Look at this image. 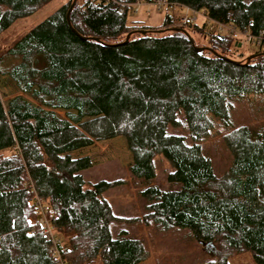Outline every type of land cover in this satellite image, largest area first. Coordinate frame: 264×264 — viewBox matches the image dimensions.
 Segmentation results:
<instances>
[{
	"label": "trees",
	"instance_id": "16d2710c",
	"mask_svg": "<svg viewBox=\"0 0 264 264\" xmlns=\"http://www.w3.org/2000/svg\"><path fill=\"white\" fill-rule=\"evenodd\" d=\"M50 1L0 0V35ZM71 1L0 54V77L19 94L0 97V264H59L31 224L34 198L48 207L62 264H144L151 253L154 264L243 254L264 264V51L234 61L229 32L208 31L264 41V0H165L202 24L165 15L155 28L126 22L135 3L155 0H84L69 11L73 32ZM115 138L140 208L129 218L103 197L118 182L86 181L90 159L71 156ZM156 156L166 188L153 183ZM166 244L186 250L173 256Z\"/></svg>",
	"mask_w": 264,
	"mask_h": 264
},
{
	"label": "rangeland",
	"instance_id": "374dc122",
	"mask_svg": "<svg viewBox=\"0 0 264 264\" xmlns=\"http://www.w3.org/2000/svg\"><path fill=\"white\" fill-rule=\"evenodd\" d=\"M67 0H52L42 8L37 10L31 16L19 19L15 21L7 30H5L0 35V54L4 52L16 39L29 31L32 27L42 21L46 16L53 12L57 7L65 3ZM84 0H76L77 4H81ZM138 8V13L134 14L133 9L128 10L126 14V22H137L146 19L148 27L155 28L162 25L165 18V12L157 11L152 8L148 14L143 12V9ZM156 10V11H154ZM169 15L173 12L169 11ZM199 17V16H197ZM149 20V21H148ZM152 21H157L158 26L153 24ZM203 21V19H202ZM182 26V25H180ZM168 29L170 27H167ZM191 36V38L196 43H201L202 39L199 35L192 33L188 28L184 27ZM171 31H166L162 34H169ZM160 34V35H162ZM237 54L233 56L234 61H246L248 56L253 55L257 49L252 46L246 45L243 49H236ZM19 95L13 90L10 83L5 77H0V97L2 102L7 99ZM59 117H62L61 112H56ZM73 158L87 156L91 162V168L89 171L85 172L84 179L88 182H95L97 180L106 181H117L118 183L114 185L111 190L104 194V199H106L114 213L118 216H123L129 218L130 216L137 215L139 213V205L136 199V186L126 172V166L130 163V155L126 150L125 142L122 138H115L109 141L97 142L89 146L88 148L82 149L76 153H72ZM217 158V157H216ZM155 165V179L153 181L154 185L160 188H166L164 181L165 172L167 171V164L162 158L156 156L154 158ZM219 166H214L215 170L220 171ZM142 234L145 236L147 231L142 228ZM170 239H176L171 237ZM169 239V240H170ZM184 244V243H183ZM168 253L176 256L178 253H182L183 248L186 250L185 245L181 244H166ZM150 247V246H149ZM151 248V247H150ZM166 249V248H165ZM190 252L193 249L189 248ZM155 254L151 253L149 259L144 264H154ZM163 257L164 255H160ZM168 260L166 262H175L170 256H166ZM164 258V257H163ZM230 264H251L248 255L243 254L230 261Z\"/></svg>",
	"mask_w": 264,
	"mask_h": 264
},
{
	"label": "built area",
	"instance_id": "2783aa9c",
	"mask_svg": "<svg viewBox=\"0 0 264 264\" xmlns=\"http://www.w3.org/2000/svg\"><path fill=\"white\" fill-rule=\"evenodd\" d=\"M147 6L156 9L157 11H162L167 13L169 10L172 9L171 6H169L165 0H155L150 4H142V3H135L133 13H138V8L140 6ZM195 21L193 17H187V16H178L173 20L174 24L179 25H185V24H191ZM208 31L212 33H218L220 32H229V35L232 39L233 46L235 49H243L246 45L252 46L255 49H260L261 51H264V41L261 40L260 35H254L251 34L249 31L244 32H238L232 29L231 27H226L220 24L211 23L208 26ZM238 46V48L236 47ZM33 205H34V219L31 220V224L33 226H37L41 229L42 234L46 237L47 241H49L50 245V251L51 255L54 257V259L59 262V264H62V261L58 257V249L57 244L59 243L58 240L55 238V232L54 227L50 223L49 219L46 217L48 207L41 202L39 199L34 198L33 199Z\"/></svg>",
	"mask_w": 264,
	"mask_h": 264
},
{
	"label": "crops",
	"instance_id": "0c3cea01",
	"mask_svg": "<svg viewBox=\"0 0 264 264\" xmlns=\"http://www.w3.org/2000/svg\"><path fill=\"white\" fill-rule=\"evenodd\" d=\"M140 9H143V12L144 13H146V14H148L151 10H153L151 7H147V6H144V5H142V6H140ZM139 9V10H140ZM129 10H131V9H129ZM154 11H156V10H154ZM170 11H172L173 12V14L172 15H169L168 14V12L167 13H165V15H168V17L171 19V20H174L176 17H178V16H187V17H191V15H190V13L188 12V11H186L185 9H181V10H179L178 8H174V9H172V10H170ZM148 18H146V19H143V20H141L140 22L139 21H137V22H131V23H137L138 25H141V26H144V27H148V26H150V25H147L148 23H146V20H147ZM149 21V20H148ZM153 22V24H155V25H157L158 26V22L156 21H152ZM195 23H196V25H201L202 24V18L199 16V17H196L195 18ZM148 28H150V27H148Z\"/></svg>",
	"mask_w": 264,
	"mask_h": 264
},
{
	"label": "water",
	"instance_id": "95a60500",
	"mask_svg": "<svg viewBox=\"0 0 264 264\" xmlns=\"http://www.w3.org/2000/svg\"><path fill=\"white\" fill-rule=\"evenodd\" d=\"M75 2H76V0H72L71 1V5L69 6V8H68V10H67V13H66V16H65V19H66V24H67V27L70 29V26H69V21H68V15H69V11H70V9H71V7L75 4ZM71 30V29H70ZM72 31V30H71ZM73 32V31H72ZM141 34H143L144 33V31H142V32H140ZM127 38H128V36H126L125 37V39H124V43L127 41ZM236 47L238 48V46L236 45ZM196 51H198L199 49H195ZM254 57V55H251L249 58H248V60L249 59H252ZM204 247H206L207 246V244H205V245H203Z\"/></svg>",
	"mask_w": 264,
	"mask_h": 264
}]
</instances>
